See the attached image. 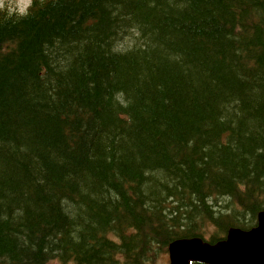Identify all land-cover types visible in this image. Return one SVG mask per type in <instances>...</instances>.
<instances>
[{"label": "trees", "instance_id": "16d2710c", "mask_svg": "<svg viewBox=\"0 0 264 264\" xmlns=\"http://www.w3.org/2000/svg\"><path fill=\"white\" fill-rule=\"evenodd\" d=\"M261 211L264 0L0 12V264H167Z\"/></svg>", "mask_w": 264, "mask_h": 264}, {"label": "water", "instance_id": "95a60500", "mask_svg": "<svg viewBox=\"0 0 264 264\" xmlns=\"http://www.w3.org/2000/svg\"><path fill=\"white\" fill-rule=\"evenodd\" d=\"M170 264H264V211L250 230L229 229L224 240L179 239L168 245Z\"/></svg>", "mask_w": 264, "mask_h": 264}, {"label": "rangeland", "instance_id": "374dc122", "mask_svg": "<svg viewBox=\"0 0 264 264\" xmlns=\"http://www.w3.org/2000/svg\"><path fill=\"white\" fill-rule=\"evenodd\" d=\"M9 2L17 7V11H19V5H21V4L27 5L25 7V10H24V12H25L26 9L29 6L31 0H9ZM5 10H7V9H5ZM134 36H136V37L138 36L139 46H140L141 45V40L139 38V33L136 32V34H134ZM133 39L134 38L131 37V40H133ZM129 41H130V38L129 37H125L123 39V44H126L127 42L129 43ZM130 45L133 46L134 43H130ZM217 203H218L219 206L225 207L222 210L223 212H227L228 210H230L231 208H233L235 206V201L234 200H228L226 197H220L218 199V202ZM250 219H251V217H248V220H250ZM218 233H220V232H218ZM218 233H217V236H221V235H218ZM211 235H212V233L211 234H207L206 237L208 238ZM158 261L159 262L165 261L166 263H168V261H169L168 254H166V256L164 258L163 257H160ZM45 262L46 261H44V262L42 261L41 263H37V264H45ZM28 264H32V263H28ZM48 264H62V263L60 261H58V260H54V261L49 262ZM69 264H73V263H69ZM159 264H161V263H159Z\"/></svg>", "mask_w": 264, "mask_h": 264}, {"label": "clouds", "instance_id": "9594fccd", "mask_svg": "<svg viewBox=\"0 0 264 264\" xmlns=\"http://www.w3.org/2000/svg\"><path fill=\"white\" fill-rule=\"evenodd\" d=\"M26 6L27 5H25V4L19 5V12L21 14L24 13V10H25ZM5 9H7V12H8L9 15H12L13 13L16 12L17 7L15 5L11 4L9 2V0H0V12L5 11Z\"/></svg>", "mask_w": 264, "mask_h": 264}, {"label": "bare ground", "instance_id": "6f19581e", "mask_svg": "<svg viewBox=\"0 0 264 264\" xmlns=\"http://www.w3.org/2000/svg\"><path fill=\"white\" fill-rule=\"evenodd\" d=\"M257 226V225H256Z\"/></svg>", "mask_w": 264, "mask_h": 264}]
</instances>
